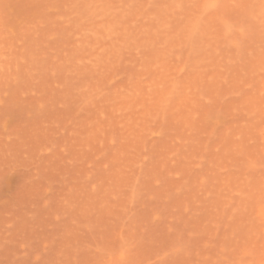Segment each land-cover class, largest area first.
I'll return each instance as SVG.
<instances>
[{"label": "rangeland", "instance_id": "rangeland-1", "mask_svg": "<svg viewBox=\"0 0 264 264\" xmlns=\"http://www.w3.org/2000/svg\"><path fill=\"white\" fill-rule=\"evenodd\" d=\"M140 1L137 0L135 10L142 6L141 3H146V8L149 7V11L153 13L146 20H136L138 18L135 16L129 22L131 28L134 27L132 34L135 35H131L130 44H127L128 49L122 48L119 51V56L122 53L121 58L118 57L115 67L110 69L109 75L106 74L108 78L114 75L112 81H117L113 85L110 84L111 81H107L108 78L104 79L102 89L103 86L105 88L101 94L108 91L107 93L111 95L106 93L105 98L104 94H99L96 101L102 102L97 101V107L91 105L86 110H80L81 105L79 106L78 102L81 101H74L79 96H72L68 87V93L65 94L67 96L61 103L60 100L58 103L56 99L53 100L54 90L51 88L44 96H40L42 92L39 85L38 92L35 91L27 96L26 102L31 99L30 96H35L34 99L32 98L34 104L40 99L47 102L50 98L51 104L47 103L48 107H45L47 109H43L42 112L40 110L41 114L45 112V117L59 115L61 119L63 118L61 122L59 120L52 123L56 127L54 132H58L55 133V137L51 134L52 131L48 133V136L52 135L48 143H51V147H54L53 150L58 154L51 157L50 151L49 154L45 151L46 153L41 154L42 157L40 155L36 157L37 159L29 160L25 152L26 144L23 146L20 139L19 143L22 146L18 144L19 152L15 153V158L14 154L12 155L15 160H10L12 163L16 162V170L19 172L15 171L17 176L7 181L9 184L10 181L11 183L14 181L11 191L4 188L8 167L0 163V168L4 166L2 168L4 171L0 170V224L5 221L2 226L0 225L2 247L0 264H58L59 261H62L59 264H216L217 260V264L219 262V264H230L234 262V258L236 260L243 258L242 254H238L242 249L241 240L238 237L234 238L232 234L235 223L232 214L239 208L236 204L238 198L231 200L229 191L235 180L243 182L258 178L261 183L257 187H264V117L258 120L260 112L264 111V69L261 68L264 65V52L258 54L259 60L253 58L255 54L257 55V49L264 50V41L261 42L264 39V27L259 17L261 13L264 15V0H254V4L252 0H224L226 3H235L239 6L235 9L221 8L207 12L202 8H185L181 9V12L180 9L175 8L178 2H187V0H150L151 5L150 3L147 5L149 0ZM199 1L200 4L215 2V0ZM20 3L18 7L23 5V2L19 5ZM159 8H162V11ZM26 12L30 13L31 9ZM26 12L24 9V13ZM159 14L161 20L157 21ZM168 22L170 25L167 24ZM144 29L150 31L144 32ZM150 32L153 34L152 40L151 37L150 39L147 37L151 36ZM147 38L151 42L149 45ZM48 51L51 53L53 50ZM152 51L154 53H151ZM252 58L256 60L254 63ZM186 60L192 61L186 63ZM208 61L210 64L207 63ZM140 67L141 69H138ZM152 82H155L154 86ZM149 83L152 86H149ZM157 90L163 91L164 95L160 102L156 100L158 101L156 104L154 99ZM37 94L38 98H36ZM252 96L256 98L252 99L254 98ZM110 98L114 99L112 101L114 106H110L112 112L109 113L107 105L109 106L110 103L107 105L105 103L111 102L108 100ZM250 98L254 100L253 104L249 102ZM128 99L130 104L126 103ZM134 99L136 101H133ZM16 101L14 100L15 107L11 109L13 112L10 116L12 122L16 123L13 124L16 133L20 131L22 134V131L27 132L30 126L25 124L27 120L25 117L33 113L34 121L38 119L35 114L39 112L34 104L29 105L31 108L28 109L27 104L30 102L32 104L31 100L26 103L21 101L20 97L21 106ZM149 102L154 105L151 106ZM187 105L190 106L184 108ZM243 106L251 109L246 111ZM114 107L117 108V112ZM164 107L168 108L164 109ZM97 109L99 112L106 111L105 116H100L99 121L96 119L93 121L92 115H97ZM27 110H32L29 116H26ZM246 115H249L248 118L245 117ZM39 117L41 118L40 115ZM79 119L82 123L87 122L89 129L95 130V140L92 142L93 135H90V139L84 142L85 146L81 143V147L77 145L72 149L71 145L82 142L81 139L79 141L72 139L70 133L74 127L73 123L77 124L75 122ZM174 120L176 121L173 122ZM257 120L258 127L256 125L253 128ZM222 121L223 125H220ZM60 126L65 128L60 130ZM79 129L78 132L74 131L79 136L75 134L77 138L81 137ZM235 131L239 135H235ZM250 133L255 138L245 140ZM60 135L63 136L62 139ZM86 136L83 134L82 138ZM54 142H57L59 148ZM61 142L62 144L68 142L64 149H72V151L63 150L64 146H61ZM61 149L64 152L59 156ZM73 150H76L78 158ZM247 153L255 155V164L252 166L247 163ZM9 157L5 158L9 160ZM5 158L1 161L7 163ZM36 189L40 191L37 192ZM226 195L228 197L224 198ZM227 201L230 203L223 205V202ZM263 202L264 198L261 200L262 204ZM74 204L82 207L75 208ZM81 210L84 212L81 213ZM240 211L241 209L237 210ZM9 217L14 226L15 224L17 226L19 219H21L19 227L27 223L25 228L19 229V232L12 226L13 230H9L12 225ZM13 217L17 221L15 224ZM8 219L10 225L6 222ZM230 219L233 221L232 224ZM259 222L263 227L259 236H262L263 240L264 214ZM67 233L70 236H67ZM251 248V252L255 253V249ZM231 250L236 251L231 254ZM224 251L228 254L225 255ZM120 255H123L122 259ZM57 257L62 260L58 261ZM260 257H264L262 244L248 259L249 263L257 264ZM263 262L261 260L258 264Z\"/></svg>", "mask_w": 264, "mask_h": 264}, {"label": "bare ground", "instance_id": "bare-ground-1", "mask_svg": "<svg viewBox=\"0 0 264 264\" xmlns=\"http://www.w3.org/2000/svg\"><path fill=\"white\" fill-rule=\"evenodd\" d=\"M140 1V0H139ZM142 1V0H141ZM140 1V2H141ZM144 1V0H143ZM242 1V0H241ZM254 0H252L253 2ZM261 1V0H260ZM259 1V3H260ZM23 2V5H21V3ZM137 0H0V158L3 157V159L6 157L8 158L9 156V160L6 159L7 163L2 162L4 161L2 158L0 159V163H3V165H7L8 170H7V178L6 180H4V188L5 189H11L13 183H11L12 181H10V184L8 183L9 180H11L12 178L14 179V176L17 174H15V171L18 172L17 169V165L16 162H11L13 159V154H14V158L16 156L15 153L19 152L18 151V144L19 146H22V144L19 143V140L22 139L24 141V139H29V140H25L24 142L22 140H20L23 143V146L26 144V149L25 152L27 154V157L29 160H34L36 157H40L41 154L46 153L45 151L48 152L50 151V156L53 157L56 154V150H53L54 147H51V143L49 144L48 141L50 140V136L52 137V135L48 136L49 131L53 134V136L55 137V133L58 132H54V127L53 126L54 122L56 123L57 121L60 122L63 121V118L61 119V117L58 115H56V117H53V115L51 116H46L45 112H43V114H41V112L43 111V109H47L45 107H48V105H50V98L48 99V101H43L42 99L38 100V103L34 104L33 103V99L34 97L30 96L31 99L28 97V100L30 99L32 101V104L26 102L27 101V96L32 95V93H35V91L38 92V85H39V89H41L40 96H44V94L46 92H49L48 90L51 88L53 89V100L57 101V103L59 102L58 100H60L59 103L64 102V97L67 96L65 94H67V87L68 90L70 91L69 93L72 94V96H79L77 99H75L74 101H81L78 102L79 103V109L80 110H86L88 109V107H90L91 105H93V107H97L98 104L96 103L98 102H102L97 100L96 101V97L101 94V91H103V89L105 88L103 86L102 89V85L104 82L105 78H108V73L110 72V69L114 68L116 65V61L118 60V57L121 58V54L120 56L118 55L119 51L122 50V48H127V44H130V38H132L131 35H135L132 34L133 33V28H131L129 22H131V20H133L132 18H134L135 16L138 18L136 20H143V19H147L150 14H152V11H149V7L146 8V3L142 4V6H140L137 10H135V5H136ZM200 2V1H199ZM257 3V1H255ZM18 3H20L19 5H21V7H18ZM151 2L150 0L147 2V5ZM177 3V2H176ZM179 3V2H178ZM240 3V2H239ZM202 4V3H201ZM254 4V2H253ZM144 5V6H143ZM241 5V4H240ZM24 6V8H23ZM239 6V5H238ZM137 7V6H136ZM263 7V5H262ZM21 8V9H19ZM33 8V9H32ZM261 8V5H260ZM24 9L25 12L28 9H31V12L28 13H24ZM160 9V8H159ZM162 9V8H161ZM160 9V10H161ZM165 8H163L164 10ZM235 9V8H234ZM166 10V9H165ZM227 10V9H226ZM162 11V10H161ZM201 11V10H200ZM212 11V10H210ZM261 11V10H260ZM181 12V9H180ZM228 12V11H227ZM232 12V11H231ZM236 12V11H234ZM262 12V11H261ZM24 13V14H23ZM159 13V12H158ZM157 14V13H156ZM161 14V12H160ZM160 14L158 15V17L156 19H158L157 21L161 20V16ZM199 14V13H198ZM213 14V13H212ZM223 14V12L221 13ZM260 14V13H259ZM258 14V15H259ZM162 15V14H161ZM207 15V13H206ZM240 15V14H239ZM248 16H250L249 14H247ZM252 15V14H251ZM160 16V17H159ZM165 16V14H164ZM225 16V15H224ZM152 17V16H151ZM200 17V15H199ZM198 17V19H199ZM226 17V16H225ZM254 17V16H253ZM260 19L261 23L264 27V15L261 13L260 14ZM155 18V17H154ZM206 18V17H205ZM189 19V18H188ZM187 19V20H188ZM197 19V18H196ZM197 19V20H198ZM257 19V18H256ZM259 19V20H260ZM135 20V19H134ZM135 20V21H136ZM144 20V21H145ZM171 20V19H170ZM194 20V19H193ZM201 20V18H200ZM199 20V21H200ZM210 20V18H209ZM212 20V19H211ZM250 21V20H248ZM257 21V20H256ZM140 22V21H139ZM196 22V20H195ZM212 22V21H211ZM218 22V21H217ZM228 23V21H226ZM172 23V22H171ZM140 24H142L140 22ZM149 24V23H148ZM157 24H160V22ZM169 24V22L167 23ZM174 24V23H173ZM196 24V23H195ZM150 25V24H149ZM170 25V24H169ZM199 25L200 22H199ZM142 26H145L144 24H142ZM156 26V25H155ZM162 26V25H161ZM225 26V25H224ZM150 28H153L151 26H149ZM195 27V26H194ZM232 27V26H231ZM236 27V26H234ZM238 27V26H237ZM202 28V27H201ZM165 29V28H163ZM169 29V28H168ZM204 29V28H203ZM211 29V27H210ZM213 29V27H212ZM144 32H149V29H144ZM147 30V31H146ZM171 30V29H170ZM186 30V29H185ZM188 30V29H187ZM193 30V29H192ZM132 31V32H131ZM190 31V30H188ZM223 31V30H222ZM131 32V33H130ZM143 32V31H142ZM199 32V31H198ZM203 32V31H202ZM232 32V31H231ZM243 32V31H242ZM151 36H147L151 37L152 40V32ZM149 33V34H150ZM154 33V31H153ZM174 33V31H173ZM190 33V32H189ZM227 33V32H226ZM241 33V32H240ZM145 34V33H144ZM143 34V35H144ZM157 33H155L156 35ZM221 34V33H220ZM225 34V32H224ZM233 34V33H232ZM147 35V34H146ZM185 35V34H184ZM195 35V32H194ZM242 35V34H241ZM247 35V34H246ZM245 35V37H247ZM162 36V35H161ZM174 37V36H173ZM223 37V36H222ZM235 37V36H234ZM238 37V34H237ZM261 37V36H260ZM137 38V36L135 37ZM134 38V39H135ZM175 38V37H174ZM207 38V37H205ZM219 38V36H218ZM229 38V37H228ZM239 38V37H238ZM237 38V40H238ZM263 38V37H261ZM259 38V39H261ZM147 38V42L148 45L151 43ZM170 39V38H169ZM193 39V38H192ZM191 39V40H192ZM195 39V38H194ZM247 39V38H246ZM146 39H144L143 41L145 42ZM171 40V39H170ZM200 40V39H199ZM206 40V39H205ZM213 40V39H212ZM221 40V39H220ZM218 40V41H220ZM223 40V39H222ZM225 40V39H224ZM236 40V39H235ZM154 41V40H153ZM167 41V40H166ZM178 41V40H177ZM186 41V40H185ZM193 41V40H192ZM244 41V40H243ZM242 41V43H243ZM248 41V40H247ZM264 39L261 41L263 42ZM165 42V41H164ZM173 42V40H172ZM208 42V41H206ZM212 42V41H211ZM156 43V42H155ZM189 43V42H188ZM222 43V42H221ZM237 43V42H235ZM195 45V43H192ZM197 44V43H196ZM204 44V41L203 43ZM209 44V43H208ZM262 45V43H260ZM55 45V46H54ZM134 45V44H133ZM152 45V44H151ZM224 45V44H223ZM238 45V43H237ZM240 45V44H239ZM238 45V46H239ZM258 45V44H257ZM52 46V47H51ZM199 46V45H198ZM209 46V45H208ZM55 47V48H54ZM145 47V44L143 46V48ZM194 47V46H193ZM223 47V46H222ZM260 46H258L259 48ZM240 48V47H239ZM53 51H52V50ZM128 49V48H127ZM145 49V48H144ZM223 49V48H222ZM52 51L51 53L48 51ZM204 50V49H203ZM212 50V49H211ZM210 50V52H211ZM226 50V49H225ZM241 50V49H239ZM261 50V51H260ZM260 50L257 49V55L260 54V52H264V50L261 48ZM127 51V50H126ZM198 51V50H196ZM224 51V50H223ZM148 52V51H147ZM151 53H154L153 51ZM198 53V52H197ZM206 53V52H205ZM219 53V51H218ZM255 54V53H254ZM222 55V54H221ZM257 55L255 54L253 58H258V60L260 59L259 55L257 57ZM204 56V55H203ZM253 56V55H252ZM262 56V55H261ZM124 57V55H123ZM122 57V59H123ZM185 57V56H184ZM221 57V56H220ZM229 57V56H228ZM155 58V57H154ZM209 58V57H208ZM252 58V59H253ZM263 58V57H262ZM261 58V59H262ZM200 59V57H199ZM252 59H250V63H252ZM124 60V59H123ZM188 60V59H187ZM186 60V63L188 62ZM255 59H253V63L254 61H256ZM192 61V60H190ZM189 61V62H190ZM201 61V60H199ZM261 61V60H260ZM259 61V62H260ZM165 62V61H164ZM167 62V61H166ZM188 62V63H189ZM211 62V59H210ZM210 62L208 61L207 63L210 64ZM115 63V64H114ZM140 63V62H139ZM204 63V61H203ZM206 63V62H205ZM264 63V61H263ZM152 65V63H150ZM149 64V65H150ZM193 64V63H192ZM185 65V63H184ZM261 65V64H259ZM142 66V64H141ZM187 66V65H186ZM212 66V63L211 65ZM191 67V65H190ZM193 67V66H192ZM220 67V66H219ZM135 68V67H134ZM195 68V67H194ZM213 69L215 68L212 67ZM264 69V65H262V67ZM259 68V69H261ZM122 69H124V67H122ZM131 69V68H130ZM138 69H141L138 68ZM175 69V68H174ZM173 69V70H174ZM191 69V68H190ZM212 69V70H213ZM127 70V68H126ZM137 70V69H136ZM145 70V68H144ZM195 70V69H194ZM222 70V69H221ZM132 71V70H131ZM138 71V70H137ZM133 72V71H132ZM144 73V72H143ZM171 73V72H170ZM174 73V72H173ZM106 74H108L106 76ZM116 74V73H113ZM205 76V75H204ZM210 76V75H209ZM190 77V76H189ZM114 78L113 76H110L108 78V82H110V84H113L115 81H112ZM144 78V77H143ZM158 78V77H157ZM165 78V77H164ZM163 78V79H164ZM155 79V78H154ZM216 79V78H214ZM193 80V79H192ZM212 80V78L210 79ZM209 80V82H211ZM218 80V78H217ZM147 81V80H146ZM128 82V81H127ZM144 82V81H142ZM195 82V81H194ZM251 82V81H250ZM250 82H248V84H250ZM155 83V82H154ZM154 83L152 82L153 86ZM190 83V82H189ZM208 83V82H206ZM212 83V82H211ZM74 84V85H73ZM108 84V83H107ZM150 84V83H149ZM152 84H150L149 86H152ZM163 84V83H162ZM247 84V83H246ZM245 84V85H246ZM114 85V84H113ZM124 85V84H123ZM135 85V83H134ZM167 85V84H166ZM71 88H70V87ZM73 86V87H72ZM111 89H114L113 86L109 85ZM119 86V84H118ZM148 86V87H149ZM187 86V85H186ZM244 86V84H243ZM250 86V85H249ZM117 87V86H115ZM134 87V86H133ZM108 88V87H107ZM155 89V87H153ZM195 88V86H194ZM109 89V88H108ZM163 89V88H162ZM167 89V88H166ZM198 89V88H197ZM72 90V91H71ZM129 90V89H128ZM153 90V89H152ZM191 90V89H190ZM217 90V89H215ZM51 91V90H50ZM105 91V90H104ZM107 91V90H106ZM117 91V90H116ZM169 91V90H168ZM201 91V90H200ZM199 91V92H200ZM20 92V94H18ZM40 92V90H39ZM108 92V91H107ZM106 92V93H107ZM115 92V91H114ZM119 92V90H118ZM138 92V91H137ZM158 92V90H157ZM52 92H50L51 94ZM59 93V95H57ZM105 93V94H106ZM121 93V91H120ZM134 93V92H133ZM139 93V92H138ZM48 94V93H47ZM63 94V95H62ZM69 94V96L71 95ZM104 94V92H103ZM101 94V95H103ZM105 98L107 97L106 95ZM110 94L111 93H107ZM166 94V93H165ZM18 95V96H17ZM135 95V93L133 94V96ZM144 94H142L143 96ZM164 95V92H158L155 94V101L158 100L159 102L162 100ZM167 95V94H166ZM179 95V94H177ZM190 95V94H189ZM205 95V94H204ZM25 96V99H24ZM109 96V95H108ZM182 96V94H181ZM15 97H18L16 99H19V101H16ZM20 97H21V101H24L26 103H28L27 105H31L33 106L36 105L35 107H37V112H39L38 114L36 113L35 115H37L38 119L33 121V116L31 113L32 110H27L26 111V116H30L29 117H25V119H27L25 122V124H27V126H30L27 128V132L25 133L24 131H22V134H20L21 132L17 131L18 133H16V130L13 128L14 125H16V123L14 124L11 118V113L13 112L14 109V100L16 102H18V104L20 105L22 102H20ZM83 97V98H82ZM111 97V96H110ZM120 97V95H119ZM146 97V96H145ZM179 97V96H178ZM254 97V96H252ZM14 98V99H13ZM33 98V99H32ZM36 98H38V94L36 96ZM45 98V97H43ZM59 98V99H57ZM61 98L63 100H61ZM100 98V97H98ZM101 98H103L101 96ZM113 98V97H112ZM131 98V97H130ZM134 98V97H133ZM149 98H151L149 96ZM169 97H167L168 99ZM181 98V97H180ZM184 98V97H183ZM182 98V99H183ZM206 98V97H205ZM256 97L252 98L255 99ZM24 99V100H22ZM124 99V98H123ZM136 99V96H135ZM133 101H136V100ZM185 99V98H184ZM26 100V101H25ZM46 100V99H45ZM105 100V99H104ZM108 100H111L108 99ZM114 100V99H113ZM111 100V102L113 101ZM107 101V99H106ZM153 101V100H152ZM155 101H153V103H155ZM156 101V104L157 102ZM178 101V100H177ZM184 101V100H183ZM254 100H251V98L249 99V102H251L253 104ZM107 102L105 103L106 105L109 104V106L107 105V107H109V113L112 112L111 107L114 106V103L112 102ZM182 102V101H181ZM189 102V100H188ZM260 102V101H259ZM48 103V105H47ZM125 103V102H124ZM126 103H129V99L128 101H126ZM140 103V102H139ZM150 103L149 104L151 106H153L154 104ZM103 104V103H102ZM130 104V103H129ZM135 103H132V105ZM188 104V103H187ZM247 104V103H246ZM105 105V106H106ZM128 105V104H126ZM125 105V106H126ZM145 105V103H144ZM149 105V107H150ZM164 105V104H163ZM169 105V104H168ZM258 105V104H257ZM21 106V105H20ZM111 106V107H110ZM129 106V105H128ZM136 106V105H135ZM185 106L184 108H188ZM193 107H195L194 105H192ZM247 106V105H246ZM9 107V108H8ZM124 107V106H123ZM147 107V109L149 108ZM193 107H191V110H194ZM255 109V106H253ZM8 108V109H7ZM31 107L29 106L28 109H30ZM126 108V107H125ZM162 108V106H161ZM166 107H164L165 109ZM168 108V107H167ZM166 108V109H167ZM190 108V107H189ZM245 108V110L247 109V107L243 106V109ZM258 108V106H257ZM108 109V108H107ZM114 109L117 112V108L114 107ZM113 109V110H114ZM146 109V108H145ZM183 109V108H182ZM251 109V108H248ZM247 109V110H248ZM261 109V108H260ZM41 110V112H40ZM98 113H96L97 115L93 116L92 115V120L95 121H99L98 119L100 118V116L103 117L105 116V112L104 110H101L99 112V109H97ZM128 110V108H127ZM246 110V111H247ZM252 111V110H251ZM145 112V111H144ZM143 112V114H144ZM159 112V111H158ZM195 112V110H194ZM139 113V112H138ZM14 114V113H13ZM137 114V112H136ZM141 114V113H140ZM159 114V113H158ZM264 111L261 113L260 112V116H259V121L262 120L261 118H263ZM39 115L41 116V118L39 117ZM43 115V117H42ZM45 115V116H44ZM142 115V114H141ZM140 115V116H141ZM15 116V115H14ZM138 116V114H137ZM139 116V117H140ZM249 116V115H248ZM248 116L246 115L245 117L248 118ZM60 119H59V118ZM77 117V115L75 116V118ZM79 117V115H78ZM108 117V115H107ZM137 117V118H139ZM172 117H174L172 115ZM46 118V119H45ZM54 118V119H53ZM132 118V117H131ZM135 118V117H134ZM189 118V117H188ZM29 119V121H28ZM32 119V120H31ZM41 121H40V120ZM50 119L52 120L50 122ZM111 119V118H110ZM119 119V118H118ZM163 119V117H162ZM174 119V118H173ZM191 119V118H190ZM215 119H217L215 117ZM214 119V120H215ZM246 119V118H245ZM218 120V119H217ZM247 120V119H246ZM255 122V125H253L255 128L257 123L259 121ZM32 121V122H31ZM54 121V122H53ZM103 121V119H102ZM137 121V120H136ZM176 120H174L173 122H175ZM184 121V119H183ZM186 122L188 121L187 119L185 120ZM190 121V120H189ZM225 121V120H224ZM12 122V124H11ZM29 122V123H28ZM36 122V123H34ZM131 122V121H130ZM185 122V123H186ZM246 122V121H245ZM38 123V124H37ZM40 123V124H39ZM47 123V124H45ZM51 123V124H49ZM53 123V124H52ZM77 124L74 125L73 123V128L70 130V133L72 134L71 138L74 140L78 141H82L79 144L74 143L73 145H71V148L73 146H77L78 147L82 144L83 146H85V141H87L88 139H90V135H93L91 138L93 140H91L92 142L95 140L94 136H95V130L89 129L90 127L87 126V122L83 121L79 119V121L75 122ZM105 123V121H104ZM134 123V122H133ZM212 123V121H211ZM216 123V122H215ZM226 123V122H225ZM14 124V125H13ZM37 124V125H36ZM45 124V125H43ZM114 124V123H113ZM135 124V123H134ZM219 124V122H218ZM223 125V121L222 123H220V125ZM12 125V127H11ZM18 125V123H17ZM51 125V127H49ZM78 125V126H76ZM159 125V124H158ZM167 125V124H166ZM215 125V124H214ZM217 125V124H216ZM219 125V126H220ZM10 126V127H9ZM164 126V125H163ZM218 126V127H219ZM238 126V125H237ZM19 127V126H17ZM75 127H77L75 129ZM129 127V126H128ZM258 127V125H257ZM13 128V129H10ZM56 128V127H55ZM65 127L60 126L59 129L63 130ZM82 128V129H79ZM116 128V127H115ZM217 128V127H216ZM220 128V127H219ZM223 128V127H221ZM77 129H79L81 134L80 138H77V134L74 133L78 132ZM130 129V128H129ZM218 129V128H217ZM26 130V129H25ZM29 130V131H28ZM57 130V129H56ZM58 131V130H57ZM240 132V131H239ZM25 133V135H24ZM64 134V133H63ZM76 136V139L74 138ZM85 134L86 137H84V139L82 138V135ZM238 132L235 131V135H237ZM29 135V136H28ZM58 135V134H57ZM239 135V134H238ZM243 135V134H242ZM3 136V137H2ZM61 139H62V135ZM66 134L64 135V141L66 139ZM74 136V137H73ZM248 137H246L245 140H252L253 138H255L253 135H247ZM29 137V138H28ZM58 137V136H56ZM79 137V136H78ZM233 137V136H232ZM236 138V137H235ZM234 138V140H235ZM240 138V136H239ZM245 138V137H244ZM61 139H59L61 141ZM68 140V139H67ZM66 140V141H67ZM232 140V139H231ZM233 140V141H234ZM240 140V139H239ZM28 141V142H27ZM242 142V141H240ZM28 143V145H27ZM53 143V142H52ZM55 143V142H54ZM57 143V142H56ZM54 145H57V144ZM82 143V144H81ZM62 144V142H61ZM60 144V145H61ZM88 143H86L87 145ZM237 144V143H236ZM239 144V143H238ZM241 144V143H240ZM53 145V146H54ZM65 145H68V142L65 144H62L61 146L63 147V150L65 148ZM28 146V147H27ZM80 146V147H81ZM56 147L59 148V146L57 145ZM55 147V148H56ZM20 148V147H19ZM52 149V150H51ZM57 149V148H56ZM73 149V148H72ZM71 150H66L71 152ZM220 149V148H219ZM59 150V149H58ZM62 150V149H61ZM59 151V156L62 155V153L64 152ZM56 151V152H55ZM74 151V150H73ZM43 152V153H42ZM54 152V153H52ZM75 156L77 155L76 150L74 151ZM227 152V151H226ZM252 152V151H251ZM79 154V153H78ZM83 154V153H82ZM229 154V152H228ZM248 155V161L247 163H249V165H254V158L255 155L253 153H247ZM12 156V157H11ZM43 155H41L42 157ZM77 157V156H76ZM240 157V156H239ZM36 158V159H37ZM60 158V157H59ZM78 158V157H77ZM2 160V161H1ZM11 160V161H10ZM15 160V159H13ZM257 160V159H256ZM210 161V160H209ZM258 162V161H257ZM10 163V164H9ZM211 163V162H210ZM2 166V165H1ZM4 166H2L3 168ZM112 167V166H111ZM257 167V166H256ZM2 168H0V170H3ZM234 169V167H232ZM35 169V168H34ZM37 169V167H36ZM236 169V168H235ZM4 171V170H3ZM119 171V170H118ZM234 171V170H233ZM219 172V171H218ZM223 172V170H222ZM245 172V171H244ZM1 173V172H0ZM19 173V172H18ZM240 173V172H239ZM220 174V173H219ZM218 174V175H219ZM5 175V174H4ZM247 175V174H246ZM17 176V175H16ZM114 176V175H113ZM194 177V175H192ZM200 176V175H199ZM212 176L213 173H212ZM225 176V175H224ZM190 177V176H189ZM188 177V178H189ZM207 177V176H206ZM219 177V176H218ZM223 177V176H222ZM198 178V176H197ZM203 178V177H202ZM239 178V175H238ZM247 178V177H246ZM118 179V178H116ZM193 179V178H192ZM190 179V180H192ZM205 179V178H203ZM228 179V178H227ZM235 180V179H234ZM242 180V179H241ZM8 181V182H7ZM107 181V179H106ZM114 181V180H113ZM185 181V180H184ZM210 181V180H209ZM208 181V182H209ZM6 182V183H5ZM17 181H15L16 183ZM110 182V181H109ZM232 182V181H231ZM8 183V184H7ZM106 183V182H103ZM261 183V180H258V178H256V180H250V181H243V182H239V181H234L233 185L231 186V190L229 191L231 193V197L233 200L234 198H238V203H236L238 205V211L241 209L240 212H237V210L234 211V213L232 214V219H234V226L232 227V234L233 237L235 238H239L240 241V247H242L241 252L238 254H242L241 260L239 259H235L234 258V262L230 263V264H250L249 263V258L251 257V255L255 254L258 250V248L261 246V244L264 246V242L262 240V236H259L261 234V231L263 230V227L261 226L259 220L261 219V216L264 214V204L261 203L262 198H264V187H257L259 184ZM229 184V183H228ZM8 185V186H7ZM104 185V184H103ZM208 185V184H207ZM224 185H225V180H224ZM189 186V185H188ZM7 187V188H6ZM193 187V186H192ZM212 187V186H211ZM16 188V187H15ZM80 188V187H79ZM201 188V187H200ZM225 188V187H223ZM2 189V188H1ZM3 189L4 191L7 192V190ZM77 189V188H76ZM75 189V190H76ZM82 189V188H80ZM87 189V188H86ZM111 189V187H110ZM185 189V188H184ZM222 189V188H221ZM13 190V188H12ZM37 192L39 189H36ZM49 190V189H48ZM50 190H52L50 188ZM78 190V189H77ZM98 190V189H97ZM100 190V189H99ZM223 190V189H222ZM11 191V190H10ZM40 191V190H39ZM228 191V190H227ZM2 192V191H1ZM94 192H96L94 190ZM105 192V191H104ZM31 194V192H29ZM40 193V192H39ZM47 193V191H45V194ZM75 193V192H74ZM184 193V192H183ZM188 192H186L187 194ZM191 193V192H190ZM34 194V193H33ZM106 194V193H103ZM214 194V193H213ZM226 194H228V192H226ZM1 195V194H0ZM38 196V194H36ZM82 195V194H81ZM102 195V194H100ZM209 195V193H208ZM106 196V195H105ZM82 197V196H81ZM190 197V196H189ZM228 197L227 195L224 196ZM90 198V197H89ZM91 199V198H90ZM96 199V198H95ZM187 199V198H186ZM185 199V200H186ZM200 200V199H199ZM88 201V199H87ZM213 201V200H212ZM210 200V202H212ZM215 201V200H214ZM222 201V199H221ZM205 202V201H204ZM201 203V202H200ZM206 203V202H205ZM209 203V202H208ZM225 204H229L230 202H223ZM264 203V202H263ZM75 205V204H74ZM210 205V204H209ZM212 205V204H211ZM82 207L81 205H75L74 207ZM213 206V205H212ZM77 207V208H78ZM99 207V206H98ZM73 208V209H75ZM217 208V206H216ZM81 209V208H79ZM192 209V207H191ZM76 210V209H75ZM107 210V209H106ZM77 211V210H76ZM206 211V210H205ZM84 212V210H81V213ZM87 212V211H86ZM85 212V213H86ZM231 212V211H230ZM74 213V212H73ZM77 213V212H76ZM189 213V212H188ZM14 218V224L17 223V221L15 220L16 218ZM10 219V217H9ZM9 219L6 222H10ZM19 219V218H18ZM190 219V218H189ZM193 219V218H192ZM214 219V218H212ZM231 220V224L233 223V221ZM191 220V219H190ZM229 220V218H228ZM19 221L21 222V219H19ZM18 221V224L20 223ZM196 221V220H195ZM195 221H193L194 223H196ZM211 221V220H210ZM214 221H216V219H214ZM213 221V222H214ZM192 222V221H191ZM200 222V220H199ZM208 222V221H207ZM5 221L2 222V224H4ZM23 223V220H22ZM21 223V224H22ZM209 223V222H208ZM2 224H0L2 226ZM12 224V221H11ZM24 224V223H23ZM27 224V223H25ZM25 224L21 227H17L16 224L15 226L12 224L11 227H9V230H13L12 226L16 228V230L18 229H23V227L25 226ZM216 224V223H215ZM213 226V224H212ZM216 226V225H215ZM231 226V225H230ZM7 227V228H8ZM218 227V226H217ZM14 228V229H15ZM25 228V227H24ZM68 228V227H67ZM70 228V227H69ZM221 230V229H220ZM218 230V231H220ZM23 231V230H22ZM242 231V232H241ZM20 232V231H19ZM213 232V231H212ZM237 232V235H236ZM13 233V232H12ZM70 233V232H69ZM225 233V232H223ZM66 234V233H65ZM68 234V233H67ZM73 234V233H72ZM228 235V233H227ZM235 235V236H234ZM67 236H70V234H68ZM224 237H228V236H224ZM232 237V238H233ZM7 238L10 237L7 236ZM14 238V237H13ZM212 238V237H211ZM65 239H69V238H65ZM225 239V238H224ZM123 240V239H122ZM133 240V239H132ZM165 240V239H163ZM72 241V240H71ZM134 241V240H133ZM141 241V240H140ZM223 241V240H222ZM225 241V240H224ZM230 241V238H229ZM236 241V239H235ZM125 242V241H124ZM263 242V243H262ZM78 242L76 241V244ZM206 243V242H205ZM215 243V242H214ZM230 243V242H229ZM123 244V242H122ZM127 245V244H126ZM230 246H232V244H229ZM235 246V245H234ZM236 246H238L236 244ZM239 247V246H238ZM253 247L255 249V253L251 252ZM0 248L2 249V247L0 246ZM64 248V247H63ZM137 248V247H136ZM236 248V247H235ZM69 249V247H68ZM134 249V247H133ZM138 249V248H137ZM124 250V249H123ZM238 250V249H237ZM125 251V250H124ZM236 251V250H235ZM233 251V252H235ZM69 252V251H68ZM136 252V251H135ZM226 252V251H224ZM231 250V254H234ZM1 253V250H0ZM252 253V254H251ZM261 253V252H260ZM200 254V253H199ZM228 254L227 252L225 253V255ZM230 254V255H231ZM258 254V253H257ZM223 255V254H222ZM263 255V252L262 254ZM67 256V254H66ZM229 256V255H228ZM190 257V256H189ZM225 257V256H224ZM233 257V256H232ZM235 257V255H234ZM238 257V256H237ZM58 258V257H57ZM60 258V257H59ZM59 260H62L61 258ZM120 258H123V255H120ZM208 259V257H206ZM211 259V256H210ZM215 259V258H214ZM220 259V258H219ZM232 259V258H231ZM229 260V259H228ZM263 260L264 261V257H260L257 261V264ZM207 261V260H205ZM60 262V261H59ZM58 262V264H59ZM62 262V261H61ZM60 262V263H61ZM218 262V260H217ZM216 262V264H217ZM227 262V261H226ZM69 263V262H68ZM187 263V262H186ZM194 263V262H193ZM206 263V262H205ZM210 263V262H209ZM220 263V262H219ZM218 263V264H219ZM71 264V263H69ZM75 264V263H74ZM150 264V263H149ZM224 264V263H223ZM228 264V263H227ZM262 264V263H261ZM264 264V262H263Z\"/></svg>", "mask_w": 264, "mask_h": 264}, {"label": "snow or ice", "instance_id": "snow-or-ice-1", "mask_svg": "<svg viewBox=\"0 0 264 264\" xmlns=\"http://www.w3.org/2000/svg\"><path fill=\"white\" fill-rule=\"evenodd\" d=\"M238 7V5H236L235 3H226L224 2V0H215V2L213 3H204V4H200L199 0H187V2H181V3H177L175 5L176 9H193V8H202L205 12L212 10H219L221 8H236Z\"/></svg>", "mask_w": 264, "mask_h": 264}]
</instances>
